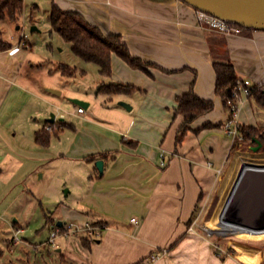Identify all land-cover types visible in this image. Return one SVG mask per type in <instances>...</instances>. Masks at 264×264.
I'll return each instance as SVG.
<instances>
[{
  "label": "crops",
  "instance_id": "crops-1",
  "mask_svg": "<svg viewBox=\"0 0 264 264\" xmlns=\"http://www.w3.org/2000/svg\"><path fill=\"white\" fill-rule=\"evenodd\" d=\"M26 1L32 8L54 1L62 10L78 12L104 34H119L132 56L154 66L145 72L112 55L109 77L97 70L93 90L71 92L73 103L83 101L73 107L74 122L63 118L57 122L51 113L59 103L57 84L48 82L45 74L53 69L57 73L56 66L44 69L43 61L26 51L28 40L12 54L7 50L20 38L15 44L2 40L9 47L0 48V253L9 244H28L18 234L24 228L19 218H24L26 206L19 202L33 196L29 176L44 178L46 165L54 161L64 162L71 182L66 184L68 199L57 194V214H45L46 222L52 228L69 220L81 229L71 238L75 254L70 240L57 243L55 250L66 253L60 261L136 264L165 248L167 255L155 264H242L234 259L222 263L209 255L210 246L197 231V222L207 213L219 215L248 140L233 141L222 126H201L220 125L227 118L214 91V61L229 60L237 77L251 87L264 84V30L215 32L199 25L195 9L181 0ZM14 25L18 29L19 23ZM34 27L32 31H37ZM108 82L134 88L116 94L127 95L129 110L113 101L116 95L97 93L98 86ZM191 87L198 97L213 102V110L193 120L191 130L176 144L183 122L175 114L176 97ZM133 103H138L135 116L128 113ZM251 103L264 110L243 95L241 105ZM78 106L82 113L76 112ZM240 113L249 119L240 124H257L248 107L247 115ZM49 114L54 115L53 122L47 121ZM38 131L49 132L46 146L35 140ZM65 132L67 143L57 147L58 134ZM97 159L103 160L102 174L94 166ZM86 222L98 227L99 235L89 237L83 246ZM32 246L43 252V245Z\"/></svg>",
  "mask_w": 264,
  "mask_h": 264
},
{
  "label": "rangeland",
  "instance_id": "rangeland-1",
  "mask_svg": "<svg viewBox=\"0 0 264 264\" xmlns=\"http://www.w3.org/2000/svg\"><path fill=\"white\" fill-rule=\"evenodd\" d=\"M37 5L38 7L32 8L28 1L24 2L20 19L17 22L19 23L18 29L9 20L1 21L0 41L4 40L15 44L19 38L23 37L24 44H26L25 40L30 43V47H27L26 51L34 58L41 62L43 61L45 64L43 66L44 69L47 67L46 65H50L52 68L56 66L57 73L55 69L51 73L45 72L46 76H48V82L57 84V101L59 103H57V109H52L51 113L56 114L57 122L60 118H63L65 122H74L73 107H75V103L72 102L73 98L70 97L71 92L93 90L94 84L99 77L97 67L94 63L84 62L77 58L71 52L70 44L64 41L57 33L50 31L48 22L50 5L47 2L37 3ZM33 25L37 27V31L31 30ZM60 63L75 67L78 73L71 77L62 76L58 71ZM118 96L121 97L120 100L116 99ZM124 100H127V95L123 94L116 95L113 99L117 103H127ZM117 103H112V105H117ZM127 104L132 106L130 103ZM133 104L134 108L128 113L135 116L138 110V103ZM259 106L264 109L263 106ZM247 107L252 119L257 123L255 127L264 129V110H261L255 103L248 104V106L240 104L239 122H245L246 119H244V115L240 116V112L243 111L247 115ZM246 121H249V119ZM66 133L63 135L58 134L57 147H63L67 143ZM249 144V141L246 142L242 148L244 153L237 162L238 170L243 163L264 164V152H258V149L255 151L254 147L256 145L250 144L248 146ZM61 164H55L54 161L49 162L45 167L44 178H40L35 173L29 176L28 179L33 182V187H31L33 196L19 202V205L24 204L26 206L24 218H19V222L22 223L24 228L22 232L18 233L28 244L24 246L22 244L15 246L9 244L8 247L3 248L0 253V264H69L59 259L61 254L63 256L66 254L65 250L62 249V251L57 252L55 250L57 247L47 242L53 227L51 228L49 222H46L45 214H57V194L60 192L63 199H68V196H65V190L68 189L66 184L70 183L71 179L64 162H61ZM62 183L64 184L63 187L61 186ZM217 213V211L212 215L207 213L197 222V231L205 237L207 244L210 246L208 254L216 256L222 263L227 259H234L242 262V264H264V232H216L219 221ZM262 218L263 216H260L258 220H262ZM66 222H69V220H66ZM209 228L212 231H209ZM72 236L64 237L58 234L55 237V243H60V240L63 239L70 240L72 254H75L74 243L71 240ZM34 244L43 245V252H36L32 246Z\"/></svg>",
  "mask_w": 264,
  "mask_h": 264
},
{
  "label": "trees",
  "instance_id": "trees-1",
  "mask_svg": "<svg viewBox=\"0 0 264 264\" xmlns=\"http://www.w3.org/2000/svg\"><path fill=\"white\" fill-rule=\"evenodd\" d=\"M23 0H0V22L9 20L17 23L23 10ZM48 22L50 31L57 33L64 41L70 44L71 52L84 62L94 63L100 76L109 77L111 75V57L116 55L131 68L146 71L147 66H154L152 63L145 62L134 57L129 52L126 43L117 33L104 34L96 25L87 22L81 14L76 11L62 10L58 5L51 1L48 11ZM238 26V25H237ZM241 32L254 30L239 26ZM9 45L0 41V48L6 49ZM58 70L62 76L71 77L77 72L75 67L60 63ZM213 70L215 74V94L221 98L222 106L228 111L229 101L233 97L241 100L242 91L238 89L243 79H239L235 73L232 63L226 61H214ZM264 84L252 86L247 89L246 98H253L255 102L264 107V96L262 94ZM134 88L130 85L118 82L101 83L97 88V93L110 96L129 93ZM234 94V96H233ZM213 102L209 99L198 97L192 87L182 95L176 97L175 114L183 117V122L175 138L176 144H179L188 130H191L190 124L197 117L213 110ZM222 124L213 125L205 123L201 128H211L222 126ZM239 134L243 141L248 140L250 144L256 145L254 138H257L261 146L258 152H264V129L255 126L242 125L239 127ZM50 134L48 131H38L35 140L43 146L48 144ZM92 157L91 159H93ZM96 224V223H95ZM99 224V223H98ZM89 237H81V244L87 246ZM137 264V263H136Z\"/></svg>",
  "mask_w": 264,
  "mask_h": 264
},
{
  "label": "water",
  "instance_id": "water-1",
  "mask_svg": "<svg viewBox=\"0 0 264 264\" xmlns=\"http://www.w3.org/2000/svg\"><path fill=\"white\" fill-rule=\"evenodd\" d=\"M194 9L206 12L227 22L244 28L264 30V0H181ZM35 29L34 26L31 30ZM264 96V89H262ZM75 103L83 104L76 99ZM120 104L129 110L125 102ZM50 114L48 122H53ZM254 150L261 146L257 138ZM99 174L103 171V160L94 161ZM263 216L262 220H258ZM219 222L239 225L245 231L264 228V164L243 163L233 181L219 214ZM57 226L61 222L56 223ZM240 230V231H242ZM223 233L221 231H216ZM232 232V231H231Z\"/></svg>",
  "mask_w": 264,
  "mask_h": 264
},
{
  "label": "built area",
  "instance_id": "built-area-1",
  "mask_svg": "<svg viewBox=\"0 0 264 264\" xmlns=\"http://www.w3.org/2000/svg\"><path fill=\"white\" fill-rule=\"evenodd\" d=\"M195 14H196V19L199 25L202 27L208 28L210 30H213L218 33L222 34H239L241 29L239 26L236 24L227 22L223 19L217 18L211 14H208L206 12L200 11L195 9ZM24 41L23 37L20 38V42L12 47H10L7 52L9 54H12L16 52L21 46H24ZM251 87L250 83L248 80H242L240 83V86L238 89L242 91L243 95L247 94V89ZM234 96V94H233ZM229 107L227 111V118L224 121L222 127L226 135H228L233 141L234 140H241L242 137L239 134V127H240V122H239V110H240V104L241 100L235 99V97L232 98L231 101L228 102ZM77 113H82L83 108L81 106H78L76 108ZM46 129L49 130L50 126L47 125ZM160 164L164 165V160L162 154L160 155ZM132 222H136L134 218H131ZM80 228L75 225L72 222H65L59 226L54 225L48 238V243L51 244L54 247H57V244L55 243V237L58 234L63 235L64 237H67L69 235H77L80 232ZM83 231L85 232L87 237H96L99 235V228L94 227L90 223L86 222ZM167 249H158L150 252L147 256L142 258L140 261L137 262V264H155L157 261L161 260L163 257L167 255Z\"/></svg>",
  "mask_w": 264,
  "mask_h": 264
},
{
  "label": "bare ground",
  "instance_id": "bare-ground-1",
  "mask_svg": "<svg viewBox=\"0 0 264 264\" xmlns=\"http://www.w3.org/2000/svg\"><path fill=\"white\" fill-rule=\"evenodd\" d=\"M219 214H220V212H219ZM218 219H219V215H218ZM217 226H218L217 231H228V232L237 231V232H240V230H242V228H239L240 227L239 225L230 224L227 222L220 224V222L218 221ZM208 230L212 231L210 228ZM213 231H216V230H213ZM256 231H263L264 232V228L257 229ZM249 232H255V231L250 230Z\"/></svg>",
  "mask_w": 264,
  "mask_h": 264
}]
</instances>
